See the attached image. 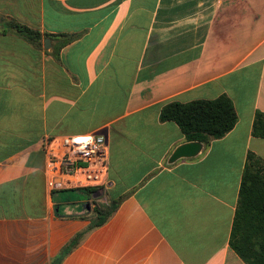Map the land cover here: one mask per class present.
Returning <instances> with one entry per match:
<instances>
[{
    "label": "crops",
    "instance_id": "0c3cea01",
    "mask_svg": "<svg viewBox=\"0 0 264 264\" xmlns=\"http://www.w3.org/2000/svg\"><path fill=\"white\" fill-rule=\"evenodd\" d=\"M0 16L42 33L0 34V264H246L229 240L246 154L264 159V0H0ZM223 93L234 128L168 163L186 138L161 108ZM103 131L106 189H50L38 142Z\"/></svg>",
    "mask_w": 264,
    "mask_h": 264
},
{
    "label": "trees",
    "instance_id": "16d2710c",
    "mask_svg": "<svg viewBox=\"0 0 264 264\" xmlns=\"http://www.w3.org/2000/svg\"><path fill=\"white\" fill-rule=\"evenodd\" d=\"M6 33L18 35L35 47L41 46L40 31L0 16V34ZM71 40L68 37L66 42ZM159 119L175 122L186 141L203 144L202 151L212 140L230 132L238 120L232 100L224 93L213 99L169 102L161 108ZM251 132L253 136L264 137V112H255ZM85 190L93 193L96 189ZM116 207L115 203L94 208L95 220L90 229L104 223ZM229 244L246 264H264V159L252 151L245 158Z\"/></svg>",
    "mask_w": 264,
    "mask_h": 264
},
{
    "label": "built area",
    "instance_id": "2783aa9c",
    "mask_svg": "<svg viewBox=\"0 0 264 264\" xmlns=\"http://www.w3.org/2000/svg\"><path fill=\"white\" fill-rule=\"evenodd\" d=\"M38 146L50 189H106L109 154L103 136L55 135L42 138Z\"/></svg>",
    "mask_w": 264,
    "mask_h": 264
},
{
    "label": "water",
    "instance_id": "95a60500",
    "mask_svg": "<svg viewBox=\"0 0 264 264\" xmlns=\"http://www.w3.org/2000/svg\"><path fill=\"white\" fill-rule=\"evenodd\" d=\"M49 40H44V47L48 48ZM103 132H99L98 135L102 136ZM104 138V137H103ZM203 149V144L199 141H186L178 145L168 158V163H173L182 158H193L198 156ZM102 191V190H100Z\"/></svg>",
    "mask_w": 264,
    "mask_h": 264
}]
</instances>
